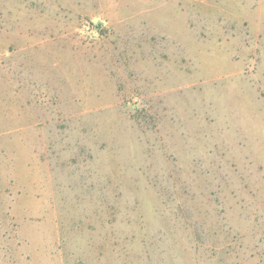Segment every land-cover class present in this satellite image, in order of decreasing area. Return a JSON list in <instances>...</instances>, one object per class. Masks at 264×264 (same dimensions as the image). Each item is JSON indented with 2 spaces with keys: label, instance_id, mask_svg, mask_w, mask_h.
<instances>
[{
  "label": "rangeland",
  "instance_id": "374dc122",
  "mask_svg": "<svg viewBox=\"0 0 264 264\" xmlns=\"http://www.w3.org/2000/svg\"><path fill=\"white\" fill-rule=\"evenodd\" d=\"M0 264H264V0H0Z\"/></svg>",
  "mask_w": 264,
  "mask_h": 264
}]
</instances>
